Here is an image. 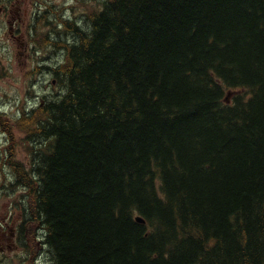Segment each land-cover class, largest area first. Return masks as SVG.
I'll return each instance as SVG.
<instances>
[{
  "label": "trees",
  "instance_id": "trees-1",
  "mask_svg": "<svg viewBox=\"0 0 264 264\" xmlns=\"http://www.w3.org/2000/svg\"><path fill=\"white\" fill-rule=\"evenodd\" d=\"M87 16L34 39L64 60L36 67L61 94L15 120L22 243L43 234L50 264H264V0Z\"/></svg>",
  "mask_w": 264,
  "mask_h": 264
},
{
  "label": "rangeland",
  "instance_id": "rangeland-1",
  "mask_svg": "<svg viewBox=\"0 0 264 264\" xmlns=\"http://www.w3.org/2000/svg\"><path fill=\"white\" fill-rule=\"evenodd\" d=\"M103 1L20 0L19 4L14 2L16 6H13L12 0H0V6L9 8L8 11L0 12V113L4 120H10L8 124L12 125L13 133V136L10 137V133L4 132L0 127V223L2 225L6 218L10 220L8 217H12V220L14 218L18 220L21 217L18 216V213H21L19 205L23 191L20 188L14 189L12 186L15 184L16 176L13 163L22 161L28 166L25 139L27 136L16 127L15 120L22 114L24 106L25 110H30L37 106L44 96H58L62 92V87L53 82L52 73L44 68L39 71L36 67L38 65L54 66L62 62L64 52L56 50L53 46L41 48L34 42V39L41 40L42 33L51 31L53 34L54 25L57 30L65 28L61 20L66 18H62L60 13L56 15L58 11H55L54 7L64 8L63 5L68 4L72 8L67 11V15H70L71 19L76 20L78 24L87 27L89 26L88 13L93 9L101 8ZM39 5L43 7L41 11L36 9ZM17 7L19 14L15 13ZM46 9L51 10L48 13L51 15L52 23L42 25L41 28L37 24V20H48L49 15L42 14ZM9 13L21 17L17 20L18 25L16 26L20 28L19 32L16 27L14 29L17 33L15 36L10 34L8 23L5 21L7 20L6 15ZM21 31L23 33L25 31L26 35L22 36ZM57 35L55 34V36ZM70 37L73 38L72 35ZM19 39L23 44L28 43L27 50H25V45L20 46ZM23 239L31 238L24 235ZM36 242L37 246L34 249L32 241L26 245L22 241L20 243L19 239H1L0 264H50L47 246L42 243V240ZM34 252L36 253L34 254Z\"/></svg>",
  "mask_w": 264,
  "mask_h": 264
},
{
  "label": "flooded vegetation",
  "instance_id": "flooded-vegetation-1",
  "mask_svg": "<svg viewBox=\"0 0 264 264\" xmlns=\"http://www.w3.org/2000/svg\"><path fill=\"white\" fill-rule=\"evenodd\" d=\"M14 2L19 4L20 0H16ZM14 2L12 0V3H13L12 5L16 6L14 4ZM39 3L42 4L41 1H39ZM48 4H45V5L48 6ZM63 6H64V8H60V7L56 8V7H54L55 11H58L56 15H58L60 13L62 18H66V19L71 18L70 15H67V11L70 8H72V7H69L68 4H66V3ZM8 9H9L8 7L6 8L4 6H0V12H2V13L5 10L8 11ZM36 9L41 11L43 9V7H42V5H39V7H37ZM48 12H51V10L50 9H46V11L43 12L42 14L43 15H45V14L49 15ZM15 13H18V14L20 13L19 10H18V7H17V12H15ZM6 16H7V20H5V21L8 23V30H9L10 34L13 35V36L17 35V33L14 31V29L18 25V21L17 20L21 19V17L17 16L16 14H11V13L7 14ZM49 17H51V15H49ZM19 30H20V28L18 27L17 31L19 32ZM21 34H22V36H24V35H26V32L24 31V33H23V31H21ZM19 43H20L21 47H23V45H25V47H26L25 50H27L28 43L27 44H23V42L20 39H19ZM8 218L10 220H8L6 218L5 219V223L3 225L0 223V240L1 239H8V240L23 239V237H19V234H18V229H17V226H16L17 218H14L13 220H12V217H8Z\"/></svg>",
  "mask_w": 264,
  "mask_h": 264
},
{
  "label": "water",
  "instance_id": "water-1",
  "mask_svg": "<svg viewBox=\"0 0 264 264\" xmlns=\"http://www.w3.org/2000/svg\"><path fill=\"white\" fill-rule=\"evenodd\" d=\"M138 220H140V221H143V219H142V218H140V217H138Z\"/></svg>",
  "mask_w": 264,
  "mask_h": 264
}]
</instances>
